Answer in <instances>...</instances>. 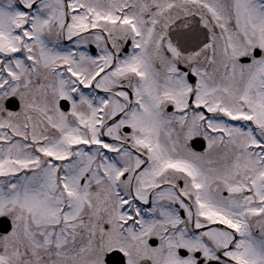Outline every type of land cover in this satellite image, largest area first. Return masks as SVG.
Returning <instances> with one entry per match:
<instances>
[{"label": "snow or ice", "instance_id": "6c2138e0", "mask_svg": "<svg viewBox=\"0 0 264 264\" xmlns=\"http://www.w3.org/2000/svg\"><path fill=\"white\" fill-rule=\"evenodd\" d=\"M0 264H264V0H0Z\"/></svg>", "mask_w": 264, "mask_h": 264}]
</instances>
